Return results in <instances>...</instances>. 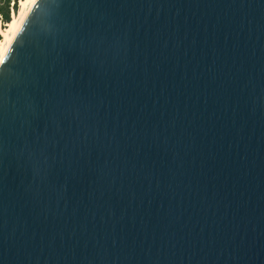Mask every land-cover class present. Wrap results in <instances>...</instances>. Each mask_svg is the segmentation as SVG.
<instances>
[{
  "label": "water",
  "instance_id": "water-1",
  "mask_svg": "<svg viewBox=\"0 0 264 264\" xmlns=\"http://www.w3.org/2000/svg\"><path fill=\"white\" fill-rule=\"evenodd\" d=\"M0 264H264V0H37L0 64Z\"/></svg>",
  "mask_w": 264,
  "mask_h": 264
},
{
  "label": "bare ground",
  "instance_id": "bare-ground-1",
  "mask_svg": "<svg viewBox=\"0 0 264 264\" xmlns=\"http://www.w3.org/2000/svg\"><path fill=\"white\" fill-rule=\"evenodd\" d=\"M36 1L37 0H21L19 13L12 17V20L6 25L5 29H0V34L2 36L0 40V51L6 50V52H4V57Z\"/></svg>",
  "mask_w": 264,
  "mask_h": 264
},
{
  "label": "trees",
  "instance_id": "trees-1",
  "mask_svg": "<svg viewBox=\"0 0 264 264\" xmlns=\"http://www.w3.org/2000/svg\"><path fill=\"white\" fill-rule=\"evenodd\" d=\"M19 2L20 0H0V29H5L12 17L18 13Z\"/></svg>",
  "mask_w": 264,
  "mask_h": 264
},
{
  "label": "snow or ice",
  "instance_id": "snow-or-ice-1",
  "mask_svg": "<svg viewBox=\"0 0 264 264\" xmlns=\"http://www.w3.org/2000/svg\"><path fill=\"white\" fill-rule=\"evenodd\" d=\"M4 52H6V50H4V51H0V63L3 62V59H4Z\"/></svg>",
  "mask_w": 264,
  "mask_h": 264
},
{
  "label": "rangeland",
  "instance_id": "rangeland-1",
  "mask_svg": "<svg viewBox=\"0 0 264 264\" xmlns=\"http://www.w3.org/2000/svg\"><path fill=\"white\" fill-rule=\"evenodd\" d=\"M20 1H21V0H20ZM19 10H20V2H19ZM18 13H19V11H18ZM18 13H17V14H18ZM17 14H16V15H17Z\"/></svg>",
  "mask_w": 264,
  "mask_h": 264
}]
</instances>
